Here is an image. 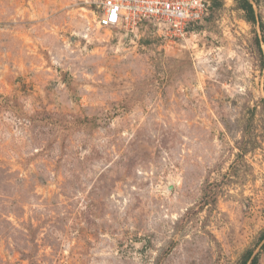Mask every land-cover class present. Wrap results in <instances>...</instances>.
<instances>
[{"label": "rangeland", "instance_id": "1", "mask_svg": "<svg viewBox=\"0 0 264 264\" xmlns=\"http://www.w3.org/2000/svg\"><path fill=\"white\" fill-rule=\"evenodd\" d=\"M206 1L0 0V264H264V0Z\"/></svg>", "mask_w": 264, "mask_h": 264}, {"label": "built area", "instance_id": "2", "mask_svg": "<svg viewBox=\"0 0 264 264\" xmlns=\"http://www.w3.org/2000/svg\"><path fill=\"white\" fill-rule=\"evenodd\" d=\"M99 9L101 29L137 27L151 22L171 37H185L209 16L206 0H87Z\"/></svg>", "mask_w": 264, "mask_h": 264}, {"label": "trees", "instance_id": "3", "mask_svg": "<svg viewBox=\"0 0 264 264\" xmlns=\"http://www.w3.org/2000/svg\"><path fill=\"white\" fill-rule=\"evenodd\" d=\"M241 9L244 10L248 15V20L252 21L253 23H256V13L254 10V7L252 6L251 2L249 0H241ZM261 239H264V235L261 237ZM254 251L250 250L247 251L246 254L243 256L241 260V264H249L252 260ZM254 259V258H253ZM250 264H254V261Z\"/></svg>", "mask_w": 264, "mask_h": 264}]
</instances>
